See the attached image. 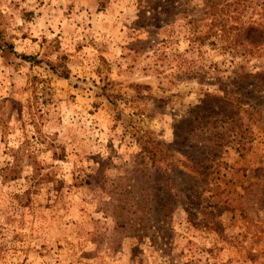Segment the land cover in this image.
I'll list each match as a JSON object with an SVG mask.
<instances>
[{
  "label": "rangeland",
  "instance_id": "1",
  "mask_svg": "<svg viewBox=\"0 0 264 264\" xmlns=\"http://www.w3.org/2000/svg\"><path fill=\"white\" fill-rule=\"evenodd\" d=\"M0 264H264V0H0Z\"/></svg>",
  "mask_w": 264,
  "mask_h": 264
},
{
  "label": "trees",
  "instance_id": "2",
  "mask_svg": "<svg viewBox=\"0 0 264 264\" xmlns=\"http://www.w3.org/2000/svg\"><path fill=\"white\" fill-rule=\"evenodd\" d=\"M256 33L262 39L263 36L260 33L258 27H256L255 25H251V26L248 27V29H247V35H248L247 39H248V44L250 46H258L257 44H258L259 40H261L260 38L259 39H255L254 35ZM248 77H250V76H248ZM224 94L225 95L222 96V97L216 96V95L214 96V95H211V94H208L207 96L214 98L213 100H214L216 105L223 106V108H225V106L228 103H231L232 100L229 99V96L231 95V92H229L227 90H224ZM236 105L240 107V106H242V103L239 102ZM228 111H229L228 108H225L223 110V114H222L221 120H223L224 122H234L236 120L235 117L237 116L238 113L237 112H232V111H230L231 113H228ZM148 158L150 160H155L156 159V153L152 152V149L147 144L144 143V145L142 146V159L145 161Z\"/></svg>",
  "mask_w": 264,
  "mask_h": 264
}]
</instances>
